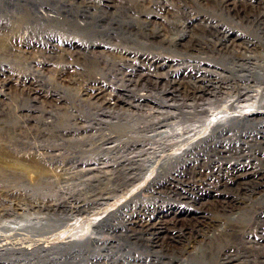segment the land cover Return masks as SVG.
Here are the masks:
<instances>
[{"label":"rangeland","instance_id":"rangeland-1","mask_svg":"<svg viewBox=\"0 0 264 264\" xmlns=\"http://www.w3.org/2000/svg\"><path fill=\"white\" fill-rule=\"evenodd\" d=\"M97 1L98 0H96L95 2L97 3ZM99 1H101V3L96 4L95 8L93 7L87 10L86 8L81 7L79 11L77 10V8H75L71 10V13H73L72 11H78L81 14L83 13V11H88L89 13L96 14L99 17L98 19H96L98 21L100 20L99 22H96V26L99 27V29H96L95 33H90L89 37L86 36L88 39L85 40L97 41L107 47L106 56L108 58V66L106 69V84L111 89V94L117 95L116 91L112 90L113 87L118 90V93H121L122 90L120 89H123L128 91V93L129 91H136L135 94L137 95L143 94V101L139 103H133L136 106L139 105L137 109L131 112L133 114L125 112L122 115L119 112V119H121L118 121H120L124 125L126 122H128V124L130 125L138 123L137 125L139 126L141 124V126L139 127L149 125L151 123V117H154L152 115L157 112L156 110L158 108V112H169L170 115H175V117L180 112V110L178 109L182 108L181 111L183 112L185 110H190L193 102L191 101L192 99H189L188 97L184 98L185 96L183 90L186 84L184 82V75H187V71L188 75H190V73H192V70H195V68L197 69V66L202 67V69L209 68L210 70H213L218 75H220L222 79H228V81L231 83L234 82L237 84L238 82L241 85H244L243 82H240L239 77H241L242 75H247V72L239 69V67H237L238 64L234 66V70H227L224 66L229 67L232 63L231 60H221L215 58V55L213 57V55L209 54L208 51L200 50V48H198L201 46L203 47L207 43L212 44L222 41L220 38L222 36L215 32L214 29V26L217 25V23L220 25V28L233 30L235 33L243 35L250 41H258V44L262 42L261 45H259L260 49H256V52H254L253 54H257L255 56L258 63L262 64L264 62V60L260 57V55L264 54V31L262 32V30L260 29L264 25L257 24V22H253L251 20L253 16H261V14H264V0H232L237 4V13H235L236 11H230V13L219 11L217 7L218 0H204L205 2H203L202 5H197L195 0H184V3L181 5H177L174 10L168 9L170 10L168 11V13H160V11L154 6L151 10L153 12V15L160 14L162 19L157 15L151 16L150 25H154L158 29L156 30V34H151L152 31L150 27L152 26H148L150 31L148 32L147 36L146 34L142 35L139 31H135V28L140 26L141 21L146 19V16L143 15V13H140L141 11L136 12L134 11L135 8L132 7L134 6V4L136 5L138 0H135L136 3L134 2V0H104L103 2L102 0ZM250 1L253 2L254 6L258 5V2L261 3L260 6H262L257 10V8L252 9L243 7L241 5L243 3H249ZM127 7H130V10H128V12H125V9ZM135 13L141 14L142 16H139ZM62 14L64 15L65 13ZM244 15L251 16L250 20H245L246 16L243 17ZM78 16L81 20V16ZM197 16L200 18V21ZM6 22L7 21L5 20L0 21V27H3L2 30L5 27L2 25H5ZM132 30L135 33L132 32ZM33 32L31 33L30 31L26 34L28 36L27 40L30 41L29 43L32 46L35 45L34 47H37L39 49L40 46L37 45V42H41V39L44 40L45 38L47 39V37L43 38L41 37V34H39V32ZM73 34L77 35L76 33H71L70 35L76 37ZM159 35L162 36L159 37ZM178 35H181V38ZM62 37H64V35H61V37L57 36L56 42L54 41L53 45L59 46V42H61L62 39H67ZM158 37L166 38L167 41L168 39L173 40L174 42H176V45L174 46V48L171 47L169 50L166 48L167 45L163 44L164 42H160V40L163 39H159ZM38 38L40 39L39 41ZM135 38H139L145 41L147 38L149 46H138L137 44L133 43ZM151 41H153V43H151ZM181 43H184L185 45L187 43L189 46L192 45L191 48L194 49L188 52V50L186 51V49L182 48ZM150 44H152V47L150 46ZM161 44H163L164 46ZM12 47L13 46H10L7 42H0V56L4 60V62L7 63V66L13 65L11 67H13L14 69H18L20 66L22 67L21 63H24V59L22 54H20V52L18 51H15V48ZM31 50L32 49L30 48L28 49V51ZM86 54L87 53H84V55ZM257 56L259 57L257 58ZM126 57H130V59H126ZM142 57L154 59L156 61H159L160 64L165 63V65H163V69L160 70V75H158L159 77L161 76V79H158L154 73L151 74L149 72H146L145 69H142L140 67L142 66V64L140 63L139 68L137 67L138 65H136V67L133 66L134 68L131 67V69L135 70L136 72L135 77L137 78V76H140V74H142L143 76H153V80L151 79V82L140 81V84L142 83V85H145V87L139 86L135 88V90H133V86L127 88V83L124 81V78H122V75L129 76L130 74L127 68H125V66H127L125 62L127 63L128 60H140ZM122 60L124 63L120 62ZM256 60L254 59V62ZM7 61L11 64L8 65ZM72 61V67L74 69H78L82 65L90 68H95V65L93 61L90 60V57L86 58V56L84 57L81 55L78 56V59L73 58ZM257 61L255 63H257ZM118 62H120L121 64L117 65V68H120L121 66L120 69H122L119 73L122 74L123 71L125 72L122 75H115L114 68H116V66L111 65ZM235 62L237 61L235 60ZM14 69L13 71L16 72ZM43 74H46V76L38 78V85L42 86L44 88H42L44 91H49L50 93H52V95L53 93L55 94L56 90L59 92V94H61L60 96H62V90L65 89V87L61 86H66V84L58 85L61 88L58 89V86L53 81L54 74L50 72H44ZM113 76L116 79H114ZM117 76H121L120 79ZM46 77L52 79L48 80L46 79ZM142 78L146 79V77ZM156 80L160 82L159 86H155L154 81ZM251 80L252 82H250V86L252 88L249 89H251L252 93H249V95H253L254 90L264 92V81H258L256 79ZM58 82L60 81H57V83ZM161 86L166 87V89L168 90L162 91ZM175 87L176 90H172ZM249 89L246 90L248 91ZM9 90L16 97L20 95L17 87L15 88L13 87V85ZM166 93L167 95H165ZM234 93L235 92L233 90H224L223 94H219L218 96L213 97V99L212 97H208L206 100H204L202 105H204L203 107L208 111L214 109L219 110L230 99H233L236 94ZM170 94H173L172 100H168ZM74 96L75 94L72 93L73 102ZM216 98L218 99L215 100ZM160 100H163L165 104H160ZM111 102H113V100ZM238 102L239 104H237V106L241 105L243 107L262 108V110L264 109V102H256L253 100V98L252 100L249 98L247 100L241 99V101L239 100ZM74 105L77 104L74 102ZM187 105L189 106L187 107ZM121 106L123 107V103H121ZM129 110L131 111V109ZM55 111L59 112L58 109H55ZM93 112L94 109L91 110L92 114H90V112L88 111L90 117H92L89 118L90 122L84 120V123L86 125H89V123L91 122L97 124V121L95 120H97L98 118V120L105 118L110 122H114V119L111 120V118H108L107 116L105 117V115L99 116L100 113L98 115H95V113ZM207 114L208 113H206V115ZM130 115L132 118L130 117ZM202 115L201 117L199 116L197 118L180 119V127L189 129V127L191 128V126L193 125L200 126L199 123L205 120V115ZM92 118L96 119L94 120ZM103 119L101 121L104 122L105 119ZM257 120L241 127L232 126V128H228L227 126L224 131H221L220 129L218 131V129L212 128L209 133V138L202 140L203 142L199 143L191 152L185 154L186 156L184 155L182 158L178 159L176 163L171 164L164 170L160 171L158 175H149L148 173L140 180L138 179L135 181L127 182L126 185L116 191L114 190V187L116 185H122V183H120L122 178L120 177L114 178L112 176V180H116V182H114L112 180L105 181V179L95 181V179H90L88 176H86L88 177V179H86L85 176L75 177L72 175L73 172L80 169L83 170L87 169L88 167H94V165L96 164L95 160H90L84 164L73 165L71 163L54 164L50 161H40L33 159L32 156H37V153H39L38 150L34 151L36 150L34 148V145L43 144V139L39 138L40 135L33 127V125L35 124L34 122H32V125L30 126L31 128L29 127V125L27 126L29 128L25 131L26 139H24L26 143L24 154L25 157H27H24V164L29 168V170H31L29 173L31 176L28 174L19 179L14 176L8 175V173H0V210H13L19 208V213L17 212V214H12L10 215L11 217L8 216L9 218L0 217V230L2 229L0 234L4 232L5 235L12 233L13 229H17L16 227L18 223L19 227H21V231H19L22 234L21 238H23V241H27L29 243H31L30 241L33 239H42V243H51L47 245L50 246L54 244L55 246L61 241L66 240V238L72 236L76 232L89 235L91 231V235H93V237L95 238H98L99 242L90 246V251L92 249L93 250L91 251V253H89L92 255L87 254V256L86 254H81V256H79L77 259L72 260L74 261V263H72L71 260L68 259L67 253L62 254L58 252L57 254L56 252L54 253V250H51L49 251V253L36 252L37 255L41 256V258L36 255L30 256L31 258H29L28 256L27 258V256H24L25 254L20 253L17 254V257L15 255L14 258L0 257V264H25L27 262L26 260H29L31 264H52V258H58L57 261H59L60 264H180L181 262L189 263L190 260L195 258H204V261L206 260V264H264V115L263 117L261 116L258 121ZM133 121L134 123H132ZM170 121L175 122L177 121V119L174 118ZM172 125L174 126V124ZM177 127L178 126H176V128ZM176 128L174 129L176 130ZM156 129H158V133L161 131L163 132L164 130V132H168V134L165 135L167 137L160 138L161 140L159 141L158 137V139H156L157 143H161V141L162 143L166 144L173 143V141L175 140L173 135L175 133V130H173V133L172 129L168 128V126L162 127L161 129L155 127V132ZM111 130L112 129H109V131ZM213 130L215 131V133L212 132ZM149 133L151 132H148L147 135H145L150 136L151 134ZM136 134L140 135V133L137 132ZM136 134L134 133L133 136H135ZM11 137L13 138L12 140L16 141L13 136ZM124 137L125 135H123V138ZM69 138L70 137L59 139L60 141L57 140L60 143L62 141L63 143H65L64 148L62 150H59V153L62 156H64V153L67 156L72 153V149L69 146L73 141L71 143H66V140H68ZM71 139L72 138H70L69 141ZM15 148V146L10 147V151L13 153L16 150ZM85 149V151L89 149L87 155H91L92 152L96 151L95 148L92 149L89 148V146ZM174 150H176V148ZM111 154L107 153L106 156L109 158L106 157L107 160H105V162L115 160V162L117 163L118 161L116 167H123L128 175L130 173V176L135 173V170H133L131 166L119 164V162L122 161V154L116 152H111ZM112 163L113 162H110L109 164ZM121 167H119V169ZM233 169H235V171H245L248 169L251 174L241 182L227 186L224 191L225 193H218L219 196L213 199L214 193L212 190H210L211 187H209L210 185L206 184V182L213 183L214 185L216 184L218 179H221V182L227 181V179H229V172ZM32 171L36 172L33 173ZM114 176L116 177V175ZM226 176L228 177L226 178ZM202 180H205V182L203 183ZM139 185L144 186L142 192L136 195L129 193ZM169 188H171V191L169 190ZM9 190H11L12 192L10 191V193H3L4 191ZM223 195L233 197L234 199H237L245 204V207H243L245 208V210H243V208L241 209V211H243H240V220H237L238 223H236L235 227L230 226L229 220H222L221 224L218 225L219 227H215L216 229L211 228L210 230H206L204 228L205 231H202L203 229L198 228L194 224L178 221V223L175 224V227L172 228L171 231L175 232L176 236L180 234L181 236L185 237V240L181 238V240H183L182 244L176 243L174 241L168 242L167 244L163 243V247H161L163 249H161L160 247H151V244L148 242L149 239L154 241L152 238L156 239V237L158 236H156L155 234L151 235L138 226L139 224L137 222L148 220V222L152 223L155 220V216L157 219L165 213H171L177 216L178 214L183 213L193 214L197 212L199 213L200 211H205L209 214H212L214 211L209 209L207 210V208H204V205L202 204H209L207 202L221 200ZM224 196L222 199H224ZM42 203L46 205L53 204V207L50 208L51 210L44 209L43 211L42 208L39 207V205H41ZM84 204L87 205L86 209L81 211L80 209H75V207L81 208V206ZM167 209L170 210L168 212H164ZM219 214L218 212H215L212 216ZM226 216L228 218H232L236 217L237 215L236 213H233L226 214ZM179 218L182 219L183 217H178V219ZM102 219L104 220L102 221ZM189 219H192V217L190 218L188 216L187 220ZM94 221H100V223L97 222L96 224L94 223ZM73 222L75 223V225ZM21 224L23 227L21 226ZM7 225H9L10 227H8ZM25 227L26 229L24 230ZM22 230L27 231V233L31 234L22 233ZM31 236L33 237V239H30L32 238ZM45 237L48 238L45 239ZM204 242L206 243L205 247ZM183 247L185 249H188L189 254L183 253Z\"/></svg>","mask_w":264,"mask_h":264},{"label":"bare ground","instance_id":"bare-ground-1","mask_svg":"<svg viewBox=\"0 0 264 264\" xmlns=\"http://www.w3.org/2000/svg\"><path fill=\"white\" fill-rule=\"evenodd\" d=\"M95 1L96 0H0V21L2 20L7 21L5 25H2L5 26L3 30H2L3 27L2 28L0 27V42L9 43L10 46H13L12 48H15V51H18L20 52V54H22L24 59V63H21L22 67L20 66L18 69H14L13 67H11L13 65L7 66L6 65L7 63H5L0 56V173L3 174L8 173V175L14 176L19 179L23 178L24 176L30 173L31 170H29V168L24 164L25 163L24 148L26 147V143L24 139H26L25 131L32 125V122H34L35 124L33 125V127L40 135L39 138L43 139L42 141L43 144L34 145V148L36 149L34 151L38 150L39 153H37V156H32L33 159L40 161H50L53 162L54 164L71 163L73 165L84 164L90 160L92 161L95 160L96 164L94 165V167L92 168L88 167L87 169H83V170L80 169L78 171L73 172L72 175L75 177L85 176L86 179H88L89 177L90 179H95V181H100L104 179L105 181L112 180L111 178L112 176L114 178L120 177L122 178L120 181L122 185L121 184H120L121 186L116 185L114 187V190L116 191L119 190V188L126 185L127 182L135 181L138 179L140 180L143 176H145L148 173L149 175L150 174L158 175L160 171L164 170L169 165L176 163L178 159L182 158L185 154L191 152L199 143L203 142L202 140L209 138L210 135L209 133L212 128L218 129V131L219 129L221 131L222 130L224 131L227 128V126L228 128L229 127L232 128V126L241 127L243 125H247L252 122H255L257 119L259 120L261 116L263 117L264 109L262 110V108L243 107L241 105L237 106V104H239L238 101L239 100L241 101V99L247 100L249 98L252 100L253 98V100L256 102L258 101L264 102L263 91L261 92L257 90L254 91L252 90L254 94L249 95V93H252L251 89H249L252 88L250 86V82H252L251 79L264 81V64H263L264 62L262 64L258 63L255 56L257 54L255 55L253 54L254 52H256V49L259 48V45H261L262 42L260 43L259 41L260 44H258V41L256 42L250 41L246 39V37H244L243 35L235 33L233 30L220 28V25L217 23V25L214 26V29L215 32H217L219 35L222 36L220 37L222 41L212 44L207 43L203 46L204 48L200 45L201 47L198 48H200V50L208 51L209 54L213 55V57L215 55V58L221 60H226V59L231 60L232 63L230 64L229 67L224 66L227 70H234L235 68L234 66L238 64L237 67H239V69H241L244 72L245 71L247 72V75H242L241 77H239L240 82L241 83L243 82L244 85H241L238 82L237 84H240L241 86L237 85L234 82L231 83L228 81V79H222L220 75H218L215 71L210 70L209 68L202 69V67L197 66V69L195 68V70H192L191 71L192 73H190V75H188V71H187V75H184L185 78L184 82L186 83L185 88L183 90L185 96L184 98L188 97L189 99H192L191 101L193 102V105L190 107V110L188 111L185 110L183 112L181 111L182 108L178 109L180 110V112L175 117V115H170L169 112L167 113L158 112L159 109L158 108L156 110L157 112L155 111L156 113H154L153 115L151 114L152 116H154L151 117L150 119L151 123L149 125H144L142 127H139L141 126V124L138 126L137 125L138 123L130 125L128 124V122H126L124 125L123 123L118 121L121 119V118L119 119L120 114L123 115L125 112L131 113L139 106V105L136 106L133 103L136 102L139 103L144 99H143V94L137 95L135 94L136 91L135 92L129 91L128 93V91L120 89L122 90L123 93L122 92L118 93V90L115 87H113L112 90L116 91L117 95L111 94V89L106 84L107 82L106 69L108 66L107 64L108 58L106 56L107 47L97 41L85 40L88 39L86 36L89 37L90 33L91 34L95 33L96 29H99V27L96 26L97 25L96 22L100 21V20L99 21L96 20L99 17L98 15L91 14L88 11L85 12L82 10L83 13L81 14L78 12L81 7H84L88 10L89 8L90 9L93 7L95 8L96 4L101 3V1L99 0L97 1V3ZM103 1L104 0H102V2ZM195 2L197 5H202L203 2L205 1L195 0ZM183 3L184 0H158V1L138 0L136 5L134 4V6L132 7L135 8L134 11L136 12L141 11L140 13H143V15L146 16L145 17L146 19L141 21L142 19L140 18L141 20L139 21H141V24L139 27H136L135 25L136 27L135 31H139L142 35L146 34L147 36L148 32L151 29L152 31L151 34H156V30L158 28H156L154 25H150L151 16L157 15V14L153 15V12L151 11L153 9L152 7L155 6V8H157L160 11V13L161 12L168 13V11H170L168 9L174 10L177 5H181ZM260 4L261 3L258 2V5L254 6L253 2L250 1L249 3H243L241 5L243 7L252 8V9L257 8L258 10V8L262 6V5L260 6ZM236 6H237L236 2H233L232 0H218L217 2L218 10L221 12L230 13V11H236L235 13H237ZM75 8H77L78 11L77 12L72 11L73 13H71V10ZM128 10H130V7H127L125 9V12H128ZM62 13H65L66 15L65 14L63 15ZM135 14L142 16L141 14L138 13ZM78 15L81 16V20L79 19ZM157 16L161 18L160 14H158ZM245 16H246L245 20H250L251 16L244 15L243 17ZM197 18L200 21V18L198 16ZM251 20L253 22L254 21L257 22V24L264 25V14H261V16H253ZM148 26L149 27L152 26V27H150L149 29ZM260 29L263 32L264 26ZM30 31L31 33L33 31L39 32V34H41V37L43 38L47 37V39L45 38L46 40L45 39L43 40L40 37L41 42L39 41L40 39L38 38L39 42H37L38 43L37 45L40 46L39 49L37 47H34L35 45L32 46L29 43L30 41L27 40L28 36L26 34ZM132 32L134 31L132 30ZM71 33H76L77 35L74 34L73 35L76 36L77 38L70 35ZM61 35H64V37L62 38H67V39L64 40L62 39V41L60 40L61 42H59V46L53 45V42L54 41L56 42V37L57 36L61 37ZM161 36L162 35H159V37ZM178 36L181 38V35ZM139 38H135L133 43L142 47L149 46V43L147 42L148 41L147 38L146 41ZM159 39H163L160 40V42L161 43L164 42L163 44L167 45V47L166 46L165 47L169 50L171 47L174 48V46L176 45V42H174L173 40L168 39L167 41L166 38H159ZM151 43H153V41H151ZM181 44H182V48L186 49V51L188 50V52L194 49L191 48L192 45L189 46L187 43L186 45L184 43ZM151 45L152 44H150V46ZM29 48L32 50L28 51ZM84 53L87 54L84 55ZM81 55L84 57L86 56V58L90 57V60L93 61L95 68L92 67L93 68L92 69L90 67L82 65L80 68L74 69L72 67L73 66L72 59L73 58L78 59V56ZM258 57L259 56H257V58ZM260 57L261 59L264 60V54L260 55ZM127 58L130 59V57H126V59ZM254 59L257 61V63H255L256 61L254 62ZM235 60L237 62H235ZM25 62L27 65L25 64ZM120 62H123V60ZM120 62L111 64L112 66H116V68H114L115 75H122L123 73H125L124 71L122 74L119 73L122 70L120 69L121 66L120 68H117V65L121 64ZM140 63L142 64V66H140L142 69H145L146 72H149L151 74L154 73L158 79H161V76L159 77L158 75H160V70L163 69V65H165V63L160 64L159 61H156L154 59H149L146 57H142L140 60H136V61L128 60L127 63L125 62V64L127 65L125 66V68H127L130 74L129 76L122 75V78H124V81L127 83L126 86L127 88L133 86L134 87L133 90H135V88L139 86L145 87V85H142V83L140 84V81L151 82L153 80L154 77L148 75L143 76L142 74H140V76H137V78L135 77L136 72L135 70H132L131 67L133 66L136 67V65H138L137 67L139 68ZM9 64L11 63L8 62V65ZM4 67H6L7 69ZM13 69L16 72H14ZM44 72L45 73L50 72L54 74V76L52 75L53 81L57 86L66 84V86H61V87H65V89L62 90L63 91L62 96H60L61 94H59V92L56 90H55V94L53 93L52 95V93H50L49 91H44L43 90L44 88L38 85V78L39 77L42 78V76L43 77L46 76V74L45 75L43 74ZM120 77L118 78L120 79ZM142 77H146V79H143ZM46 79L50 80L52 78L49 79V77H46ZM114 79L116 78L114 77ZM57 81H60L61 83L60 82L57 83ZM154 84L155 86H159L160 82L156 80L154 81ZM12 85L15 88L17 87V90L20 92V95L18 97H16L9 90L11 89ZM58 89H61L60 86H58ZM161 89L162 91L168 90L166 89V87H162V86ZM246 89L249 90L247 91ZM172 90H176V87ZM224 90L227 91L233 90L236 94L234 93L235 96L233 97V99H230L222 108H220L219 110L216 109L217 111L215 109L208 111L206 108L203 107L204 105H202V103L204 102V100H206L208 97H212L213 99V97H216L219 94H223ZM72 93L75 94L74 102L78 106L74 105ZM167 93L165 95H167ZM218 98H216L215 100H217ZM172 99H173V94H170L168 100H172ZM112 100L113 102H111ZM121 103H123V107L121 106ZM159 103L165 104L163 100H160ZM188 106L189 105H187V107ZM185 108H186V104H185ZM55 109L56 110L58 109L59 112L55 111ZM92 109H94L93 113H95V115H98L100 113L99 116L105 115V117L107 116L108 118H111V120L114 119V122H110L105 118H104L105 120L102 118L104 122L101 121L102 119L98 120L99 119L98 118L97 120H95L96 118L95 119L92 118L95 121H97V124L91 122L89 123V125H86L84 123V120L90 122L89 118L92 117V116L90 117V114H92L91 113ZM129 109H131V111ZM88 111L90 112V114L88 113ZM206 113L208 114L206 115ZM202 114L205 115L204 116L205 120L199 123L200 126L193 125L191 126V128L189 127V129L185 127L184 128L180 127L181 126L180 119L197 118L199 116L201 117ZM174 118L177 119V121L171 122L170 120ZM134 121L132 123H134ZM167 122H171V123H167ZM172 124H174L175 127ZM28 125L29 127H27ZM166 126L172 129V132L173 130H175L174 128L178 126L175 130V133L173 132L175 142L173 141V143L166 144V143H162L161 141V143L159 142L160 143L159 144L157 143L156 139H158L159 137L158 139L159 141L161 140L160 138L167 137L165 135L168 134V132H164L165 130L162 132L160 130L161 132L158 133L157 132L158 129H156L157 132L156 133L155 127L161 129L162 127H166ZM109 129L112 130L109 131ZM136 132L140 133V135L136 134ZM148 132H151L149 133L151 134L150 136H146ZM212 132L215 133L214 130ZM134 133L136 134L135 136H133ZM123 135H125L124 138ZM11 136H13L16 141L12 140L13 138ZM68 137L72 139L69 141L70 139L69 138L68 140H66V143L67 142L71 143L73 141L69 146L72 149V153L70 154L68 153L69 154L68 156L65 155L64 153V156H62L60 155L59 150H62L64 148L65 143H63V141L60 143L59 139L68 138ZM12 146L16 147L15 148L16 150L13 153L10 151L11 150L10 147ZM88 146L89 148L92 149L95 148L96 150L92 152L91 155H87L89 149L85 151L86 150L85 148H87ZM175 148L176 150H174ZM111 152L122 154L123 155L121 157L122 161L119 162V164L131 166L132 169L135 170V173L133 172L134 174L130 176V173L128 172L129 173L128 175L126 170L123 169V167L119 166L121 167L120 169L119 167H116L118 161L117 163L115 162V160L105 162V160H107L106 159L107 153L111 154ZM63 158L66 160H64ZM110 162L113 163L109 164ZM32 172L34 173L36 171H32ZM229 173H230L229 179H227V181L221 182V179H218L216 184L214 185L213 183L206 182V184L210 185L209 186L211 187L210 190H212L214 193L213 199L219 196L218 193H225L224 191L225 188H227V186L232 184H237L242 180L246 179L247 177H249L251 174V172H249L248 169L245 171H235V169H233ZM114 175H116V177ZM227 177L228 176H226V178ZM202 181L203 183L205 182V180ZM114 182H116V180ZM143 188H144L143 185L141 186L139 185L137 186V188L133 189L129 193L136 195L142 192ZM171 188H169L170 191ZM10 191L11 190L4 191L3 193H8V192L10 193ZM222 198L221 200L218 201L207 202L209 204H205V203L202 204L204 205L203 206L204 208H207V210L208 209L213 210L214 212L212 214L211 213L209 214L208 212L205 211H200L199 213L197 212L193 214L183 213V214H178L177 216L175 214L165 213L164 215H162L160 218L157 219L155 216L154 217L155 220L152 223L148 222V220L140 221L137 223L139 224L138 226L141 229H144L145 232H148L151 235L155 234L156 236H158L156 237V239L152 238L154 241H152L151 239H149L148 241L151 244L150 246L153 248H159V247L161 248L163 247V243L167 244L168 242H173V241L182 244L183 240H181V238L185 240V237L181 236L180 234H178L179 235L178 237V235L177 236L175 235V232L171 231V229L175 227V224H177L178 221L194 224L198 228L203 229L202 231H205L204 228L206 230H210L211 228L214 229L216 226L219 227L218 225L221 224L222 220L223 221L229 220L230 226L235 227L236 223H238L237 220L238 221L240 220L239 217L241 216V212L245 210V208H243L245 207L244 206L245 204L237 199H234L233 197L224 196V199ZM52 205L51 204L46 205L42 203L41 205H39V207L42 208V210L44 211V209L47 210L52 208L53 207ZM84 205H82L81 208L75 207V209H80V211L84 210L86 209L87 206L86 204ZM242 208L243 210L241 211ZM169 210L170 209H167L164 212H168ZM18 211L19 208L13 210L1 209L0 217H8L12 214L15 213L17 214ZM215 212H218V214L220 212V214L212 216ZM233 213H236L237 216L232 218L231 217L228 218L226 216V214H233ZM188 216L190 218L192 217V219L187 220ZM178 217H183V218L178 219ZM103 220L104 219H102V221ZM97 222L100 223V221H96V222L94 221V223L96 224ZM7 226L10 227L9 225ZM16 228L17 229H13L12 233L10 234L7 233L8 235H5L4 234L5 232L2 233L4 235L0 234L1 258L3 257L14 258L15 255L17 257L18 253L25 254L24 256H27V258L28 256L29 258H31L30 256H35V255L39 256L37 255L36 252L49 253V251L54 250V253L56 252L57 254L58 252L62 254L67 253L68 259H70L71 262L74 263V261L72 260L77 259L79 256H81V254L92 255L90 253L93 249L90 251L91 249L90 246L99 242L98 238H95L93 237V235H91L92 233L91 231L89 235L76 232L75 234L66 238V240L61 241L59 244L55 246L54 244L48 246L51 243H47L48 245L44 244L45 242L42 243L41 242L42 239H33L32 237L33 234H32L31 236L32 238L30 239L33 240H31L30 241L31 243H29L27 241H23V238H21L22 234L19 232L21 231L20 230L21 227H19L18 223ZM25 229L26 227L24 228V230ZM24 230H22L23 231L22 233L31 234V233H27V231ZM1 231L2 229L0 230V232ZM48 237H45V239H47ZM205 245L206 243L204 244V247ZM182 251L183 253L189 254L188 249L184 248ZM39 257L41 258V256ZM57 260L58 258H52L51 263L58 264L59 261ZM26 261L27 262L25 264H31L29 260ZM205 261L204 258L203 259L195 258L190 260L189 263L181 262L180 264H206Z\"/></svg>","mask_w":264,"mask_h":264}]
</instances>
